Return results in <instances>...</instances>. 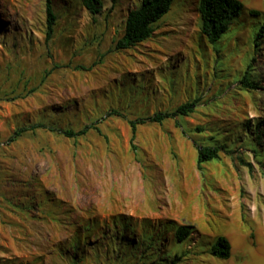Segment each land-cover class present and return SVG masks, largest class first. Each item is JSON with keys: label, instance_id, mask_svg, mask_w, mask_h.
I'll return each mask as SVG.
<instances>
[{"label": "rangeland", "instance_id": "rangeland-1", "mask_svg": "<svg viewBox=\"0 0 264 264\" xmlns=\"http://www.w3.org/2000/svg\"><path fill=\"white\" fill-rule=\"evenodd\" d=\"M139 1L93 16L53 0L46 42L44 0H0V264H264V14L244 9L210 44L198 0H175L148 40L116 50ZM197 146L223 151L199 168ZM218 236L229 259L210 255Z\"/></svg>", "mask_w": 264, "mask_h": 264}, {"label": "trees", "instance_id": "trees-1", "mask_svg": "<svg viewBox=\"0 0 264 264\" xmlns=\"http://www.w3.org/2000/svg\"><path fill=\"white\" fill-rule=\"evenodd\" d=\"M45 1L46 11V33L45 41L48 42L53 34V27L56 21V14L53 10V0ZM118 0H110L114 6ZM175 0H140L139 4L131 9L126 17L122 37L116 42V50H127L133 48L148 40L153 32V25L166 15ZM82 7L91 15L95 16L103 10V0H80ZM196 10L199 14L201 23L200 32L208 43L214 44L220 40L221 36L229 29L234 19L238 18L244 10L243 4L238 0H198ZM250 15L258 16L256 11H250ZM262 32L264 31L261 30ZM84 69V68H78ZM241 85L246 90H257L258 86L248 80L246 75L241 80ZM192 103L180 105L174 112L155 113L150 117L129 121L132 133L135 132L138 124L145 122L162 123L166 119H174L177 116H187L194 110ZM116 113V112H112ZM111 113V114H112ZM42 126L35 125L26 128H20L13 132L7 142L12 143L28 131H33ZM90 127H84L81 130H63L59 133L68 139H76L87 134ZM223 147L215 146H197V166L216 160L219 158ZM191 233L189 225L178 226L174 230L175 244H183ZM151 246L150 248H152ZM210 255L219 259H229L231 247L228 240L223 236H218L210 246ZM174 259L179 257L174 254ZM150 259V258H148ZM174 260V261H175ZM162 261H168L167 258ZM165 263V262H163ZM175 263V262H174ZM167 264V263H165Z\"/></svg>", "mask_w": 264, "mask_h": 264}, {"label": "crops", "instance_id": "crops-1", "mask_svg": "<svg viewBox=\"0 0 264 264\" xmlns=\"http://www.w3.org/2000/svg\"><path fill=\"white\" fill-rule=\"evenodd\" d=\"M240 1L244 9L248 11H256L259 14H264V0H238ZM264 256V250H260L259 254L256 255V258L260 260V257Z\"/></svg>", "mask_w": 264, "mask_h": 264}, {"label": "bare ground", "instance_id": "bare-ground-1", "mask_svg": "<svg viewBox=\"0 0 264 264\" xmlns=\"http://www.w3.org/2000/svg\"><path fill=\"white\" fill-rule=\"evenodd\" d=\"M233 243H234V245H235V240H233V242H232V245H233ZM262 251V250H261ZM262 260V259H261ZM263 262V261H262Z\"/></svg>", "mask_w": 264, "mask_h": 264}]
</instances>
